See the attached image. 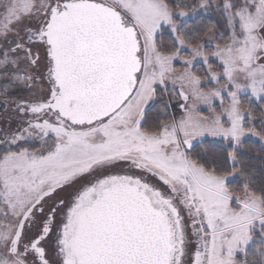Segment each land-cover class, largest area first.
<instances>
[{
	"label": "snow or ice",
	"instance_id": "obj_1",
	"mask_svg": "<svg viewBox=\"0 0 264 264\" xmlns=\"http://www.w3.org/2000/svg\"><path fill=\"white\" fill-rule=\"evenodd\" d=\"M0 264H264V0H0Z\"/></svg>",
	"mask_w": 264,
	"mask_h": 264
}]
</instances>
